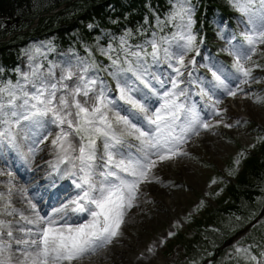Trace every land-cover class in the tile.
Returning a JSON list of instances; mask_svg holds the SVG:
<instances>
[{"label": "snow or ice", "instance_id": "obj_1", "mask_svg": "<svg viewBox=\"0 0 264 264\" xmlns=\"http://www.w3.org/2000/svg\"><path fill=\"white\" fill-rule=\"evenodd\" d=\"M229 3L242 17L245 28L239 33L242 42L233 43L237 37L231 36L227 52L234 57L232 68L226 70L218 63L211 65L208 88L200 86L203 84L200 81L196 93L207 97L211 102L207 107L215 115H220L217 105L221 103L220 99L213 100L216 91L231 97L244 93L243 86L255 79L253 71L259 67L250 62L264 45V0H229ZM193 14L191 0H174L166 21L175 28L170 36L157 37L153 33L147 42L150 53H145L142 47L131 52L125 48L127 67H122L118 59L112 60L111 75L118 78L117 98L108 95L104 81L88 75L92 66L84 61L78 65L79 74L68 68L59 80L50 79L51 71L41 73L37 65L31 72L32 78L25 76L23 84L0 86V152L5 145L18 150L17 135L23 134L22 138L27 139L35 131L54 126L58 130L51 141L57 153L54 171L60 172L61 164L68 165L61 175L72 177V184L79 190L44 215L31 200V217L14 209L20 217L15 229L22 234L19 238L14 236L11 225L0 219V264H12L14 256L17 264H80L106 248L121 235V225L127 212L136 206L141 185L159 182L153 169L160 162L187 155L181 149L190 136L211 127L196 104L189 102L187 86L197 83L192 72L187 73V81L181 79L185 76L182 69L195 66V56L200 55L192 30ZM126 43L121 38V45ZM110 51L113 50L108 49L105 54ZM189 53L195 56L186 65ZM127 55L136 58L135 67ZM146 55L151 56L154 64L167 63L174 73L167 80L153 76L164 89L162 92L146 79L149 75ZM125 73H131V78ZM74 77L70 87L67 82ZM144 89L158 99L151 111L145 103ZM255 102L262 103L264 98L256 97ZM121 111L125 114L121 115ZM52 135L48 131L40 142ZM125 136L138 143H127ZM0 200H5L2 193ZM5 235L11 242L4 239ZM237 252L253 264H261L260 259L249 254V249L238 248Z\"/></svg>", "mask_w": 264, "mask_h": 264}, {"label": "rangeland", "instance_id": "obj_2", "mask_svg": "<svg viewBox=\"0 0 264 264\" xmlns=\"http://www.w3.org/2000/svg\"><path fill=\"white\" fill-rule=\"evenodd\" d=\"M64 7L65 3L55 10L58 12L64 9ZM235 12L237 13L235 18L236 29L242 32L245 30L244 25L241 23L242 17L237 11ZM19 20L20 17L16 16L13 21L8 20L7 23L13 25L14 23H19ZM192 30L197 36L198 47L200 36L194 30V27ZM226 32H228V30H222L221 27L219 28V36L216 37L217 42L215 46L223 50V52L227 54V57L234 62V57L229 56L227 52L230 45L227 42ZM232 35L229 34V38ZM7 39H9V36H7ZM210 50L209 46L202 45L201 54L197 58V69L193 74L194 79L197 81L196 87L198 91V84H200V81H203V84H200V86L208 88V81L210 80L206 75H211L209 67L213 65V63L209 57H207L206 60L203 59H205V54L210 53ZM62 52L63 53L60 54V58H58L56 62H52L50 65L45 66L42 59L49 54L48 46L46 43L33 42L32 45L26 49V52L20 56V83H24L25 76H28L29 79L32 78L31 72L37 65L40 66L41 73L48 74L49 71H51L53 76H51L50 79L59 80L64 71L68 68H71L74 72L79 74L78 65L80 61H84L92 66L88 75L96 76L99 80L104 81L105 86L109 89L108 95L112 98H116L118 94V78L109 74L111 80L109 84L108 81H105L102 75L99 74V71L87 60L82 57L73 56L66 50ZM263 52L264 45H261L260 50L253 56V59ZM194 55L195 53H189L185 58L186 65ZM135 60V57L131 60L134 67ZM150 60L152 61V58ZM251 64L252 62H250V65ZM187 69L188 67L182 69V71L186 74ZM147 71L149 75L146 76V79L150 80L152 86L160 92L164 89L159 87L156 80L153 79V76L159 77L161 80H167L169 76L174 74L167 63L154 64L153 61L151 65H147ZM262 73H264V69L260 71L259 68H255L253 71L255 79L250 84L244 85V93H238L236 97L224 95L220 90H217L213 100H221V103L217 105V108L220 110V115L213 114L207 107V105L211 103L208 101L207 97H193L192 90L189 91L190 103L196 102L199 99L205 102L203 109L207 111V117H203L201 111L199 112L203 119L210 123L211 127L209 129H200L199 135L190 136L187 143H185L181 149L183 152H186L187 155H181L173 160L160 162L157 167L153 169L159 182L141 185V192L135 202L136 206L127 212L125 222L121 225V235L114 239L112 244L101 249L97 255L84 259L80 264H129L131 263L130 260L133 257H138V254H140L142 250L145 252H152L149 259L153 260L156 264H172L182 259V245L179 242H175V232L180 228L181 231L185 232L187 235L192 234L190 231L191 225H185L186 222L184 217H187L188 213L195 212V206L199 204V195H205L213 191L217 186L214 182H211L212 178L216 176L214 168H224L229 159L238 153V145L252 146L255 137L254 127L264 128V102H255L256 97L264 98V91L262 89L264 87V80H262ZM124 75L131 78V73H125ZM182 78L183 77H181V79ZM74 82L75 77L73 81H68L67 83L71 87ZM122 82L123 81H121V83ZM28 87L30 89V85ZM165 87H167V85H165ZM137 98H139V96ZM17 103H19V101ZM145 103L151 111L157 106L158 99L151 93H147ZM124 114L125 113L121 111V115ZM225 125H231V127H225ZM48 131H51L53 135L49 136L47 140L41 143V139ZM56 131L58 130L52 126L51 128L35 131L34 135L29 134L27 139L22 138L23 134L17 135L19 149L17 150L5 145L4 151L0 152V188L2 190L0 193H2L5 198L7 197V200H0V213L3 217L6 215L7 220L16 222L20 219V217L13 212L14 209H18L19 212L26 216V213H24L22 209L23 205L15 200H8V198L16 197L15 192L17 190H27L26 184L23 183L24 181L20 177V173L24 170L21 165L24 161H28L29 157L36 155L42 150L55 149L51 141ZM125 140L127 143L133 145L138 143L130 136H125ZM30 149H35V151L30 152ZM6 158L10 163L6 161ZM184 168H189V175L185 173ZM7 177L13 180L8 181ZM5 191H7V193H4ZM36 193L39 194V190H36ZM159 193L162 196H160ZM24 195L27 197L31 196L30 193H25ZM6 201L8 202L7 207H5ZM8 212H13V215H8ZM4 219L6 218H3V220ZM4 239L8 241L6 237H4ZM142 247H145V249ZM122 248L124 250L123 253H117L118 249ZM13 249L15 248L13 247ZM123 256L124 258L126 256L127 261L126 259L121 261ZM12 264H17V262L12 261Z\"/></svg>", "mask_w": 264, "mask_h": 264}, {"label": "trees", "instance_id": "obj_3", "mask_svg": "<svg viewBox=\"0 0 264 264\" xmlns=\"http://www.w3.org/2000/svg\"><path fill=\"white\" fill-rule=\"evenodd\" d=\"M191 2L196 8V27L204 26L209 42L215 45L224 19L222 12L233 24V7L229 0ZM64 3L68 5L55 13ZM173 3L174 0H0V80L3 85H13L18 80L20 56L37 41L48 44L50 59L55 51L65 48L73 54L87 55L96 64L103 59L99 49L105 51L104 46L114 47L112 58L119 56L120 35L145 45L153 31L173 32L174 27L166 22ZM16 16L20 17L19 23L9 25L7 21ZM252 63L264 69V52ZM254 136L252 146H248L254 152L238 146V153L224 167L233 181L218 178L221 174L214 170L212 182L217 186L208 195L215 207L200 197L202 203L191 222L192 234H179L184 260L172 264H202L207 259L210 264H253L237 249H249V254L257 258L264 253V219L236 244L221 248L264 207V130L256 131Z\"/></svg>", "mask_w": 264, "mask_h": 264}, {"label": "bare ground", "instance_id": "obj_4", "mask_svg": "<svg viewBox=\"0 0 264 264\" xmlns=\"http://www.w3.org/2000/svg\"><path fill=\"white\" fill-rule=\"evenodd\" d=\"M54 152H56L55 150H52L51 152L48 150H42L40 152H38L36 155H33L31 157H29V160L25 162V166H24V170H23V174L21 176L22 179H24V181L27 184V191L31 194L30 197H27L24 195V192H16V194H18V202L24 206L25 212L27 216L31 217L33 214L32 209L29 206V200H31L32 202H35L37 204V207L40 209L41 211V215H44L47 212L51 211V205H49L50 207L48 208H44V210H41L42 205L40 206V198L36 195L35 193V187L34 185L39 183V179L38 176H42L44 174H46L48 171L52 170L55 165L57 164V162L54 160ZM7 161V158H6ZM190 168V167H189ZM189 168H184V171L187 175ZM17 171V169H16ZM60 171H62V169H60ZM18 172V171H17ZM41 172H43L42 174H40ZM19 173V172H18ZM30 184V185H29ZM160 196H162L159 193ZM50 203L53 202V199H50L49 201ZM45 206V205H43ZM11 229L13 228V225H11ZM16 237H20L22 234L19 232H14ZM143 248V247H142ZM145 249V247L143 248ZM123 248L122 249H118L117 253H123ZM142 253H145L146 255L143 257L139 256V257H133L129 264H156L154 263L153 260L149 259L151 256L152 252H145V251H141ZM9 255H12V253L10 252ZM123 255V254H122ZM126 256L124 258V256L122 257V260H125ZM13 262H17L15 259V256L13 257ZM127 261V259H126Z\"/></svg>", "mask_w": 264, "mask_h": 264}, {"label": "water", "instance_id": "obj_5", "mask_svg": "<svg viewBox=\"0 0 264 264\" xmlns=\"http://www.w3.org/2000/svg\"><path fill=\"white\" fill-rule=\"evenodd\" d=\"M66 6V5H65Z\"/></svg>", "mask_w": 264, "mask_h": 264}]
</instances>
